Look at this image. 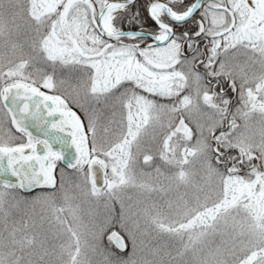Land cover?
<instances>
[{
    "label": "snow or ice",
    "instance_id": "obj_1",
    "mask_svg": "<svg viewBox=\"0 0 264 264\" xmlns=\"http://www.w3.org/2000/svg\"><path fill=\"white\" fill-rule=\"evenodd\" d=\"M0 264H264V0H0Z\"/></svg>",
    "mask_w": 264,
    "mask_h": 264
},
{
    "label": "trees",
    "instance_id": "obj_2",
    "mask_svg": "<svg viewBox=\"0 0 264 264\" xmlns=\"http://www.w3.org/2000/svg\"><path fill=\"white\" fill-rule=\"evenodd\" d=\"M35 193V192H34ZM34 193H31V194H24V193H21L22 195H25V196H28V195H32Z\"/></svg>",
    "mask_w": 264,
    "mask_h": 264
},
{
    "label": "water",
    "instance_id": "obj_3",
    "mask_svg": "<svg viewBox=\"0 0 264 264\" xmlns=\"http://www.w3.org/2000/svg\"><path fill=\"white\" fill-rule=\"evenodd\" d=\"M65 166L67 167V165H65ZM33 190H35V189H33ZM33 190H32V191H33ZM25 192H28V191H25Z\"/></svg>",
    "mask_w": 264,
    "mask_h": 264
},
{
    "label": "rangeland",
    "instance_id": "obj_4",
    "mask_svg": "<svg viewBox=\"0 0 264 264\" xmlns=\"http://www.w3.org/2000/svg\"><path fill=\"white\" fill-rule=\"evenodd\" d=\"M60 165L58 164V167H59ZM66 167V166H65ZM34 193V192H33ZM31 194V193H30Z\"/></svg>",
    "mask_w": 264,
    "mask_h": 264
}]
</instances>
